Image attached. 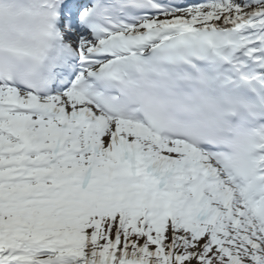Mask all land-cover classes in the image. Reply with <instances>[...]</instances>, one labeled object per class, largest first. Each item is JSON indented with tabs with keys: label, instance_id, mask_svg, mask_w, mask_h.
I'll return each mask as SVG.
<instances>
[{
	"label": "rangeland",
	"instance_id": "1",
	"mask_svg": "<svg viewBox=\"0 0 264 264\" xmlns=\"http://www.w3.org/2000/svg\"><path fill=\"white\" fill-rule=\"evenodd\" d=\"M17 150L13 149L12 154H14ZM25 155V154H24ZM0 168L3 169V172H5V177H0V188H7L11 189L12 187H15L17 185L22 186L23 185V178L24 172L22 170V165L20 164L17 169H11L10 167H7L4 165L3 162L0 161ZM55 166L51 165H45L44 167L41 166L39 163L37 167L35 168V172L42 173V176L36 182L37 187L40 191L42 189H49V187L53 184V178L55 176ZM15 172L17 175L13 182L9 183V177L10 174ZM67 179L65 183L66 189H70L71 192H74L73 190H77L79 194H86V191L89 189V192L91 191L90 187L96 184H93L92 179L89 182H85L87 180L85 174L78 169V167L69 168L66 171ZM49 179V181H48ZM27 180V179H26ZM21 182V183H20ZM14 183V184H13ZM20 183V184H19ZM109 180H105V187L109 186ZM99 187L94 188L93 190H96L94 194V198L97 200L102 199V185L98 184ZM178 198H180L182 201L185 202V197H191L190 195L186 194L185 191H179V188L176 189ZM88 192V193H89ZM174 199L175 197H172L168 202L170 203V207L172 209L179 208L178 202ZM203 207V209H202ZM211 208H209V213H211L212 218H218L222 217L223 219H226L225 211L220 209H216L215 211H211ZM197 216H200L201 212H207L205 209V206L200 203L199 205L195 206V210ZM152 215H158V210L156 205L152 206L151 209ZM191 218L188 212H181L176 220L177 222H183L185 219ZM111 225V230H94L88 231V235L84 236V234L81 232L77 237H65L64 232L60 234L61 232L55 234V233H46V232H29V235H27L26 230L23 232L21 231L20 227H14L10 226L7 227V229L4 231H0V243L7 242L9 238H15L17 246H22L24 243L28 246L27 251H30L31 248H37L38 250H43L45 248H50L53 251H63L66 254L74 255L76 258H84L85 256L92 255V263L93 264H104L106 261V264H185L192 256H194V248L198 249L196 252H199L200 247L203 243H206L209 241V237H205L203 240L199 241L198 243L194 242V248L190 252V255L185 259L184 261L179 260L178 257L180 256V248H150L151 251V257L150 259L144 260V262H139L136 260V257L144 253L145 247H148L147 243L142 240H138L135 237H131V235L127 232H123V230H119L118 227ZM171 233V230H166L162 233L163 237L169 236ZM187 235L185 234L184 237ZM183 238V236H182ZM187 239L189 240L190 237L187 236ZM149 248V247H148ZM241 257L245 262L252 263V257L249 253V251L246 248L241 249L240 251ZM114 256V257H113ZM136 256V257H135ZM179 260V261H178ZM57 261H59L57 259ZM194 264H197V261H194ZM260 264V263H258Z\"/></svg>",
	"mask_w": 264,
	"mask_h": 264
},
{
	"label": "bare ground",
	"instance_id": "2",
	"mask_svg": "<svg viewBox=\"0 0 264 264\" xmlns=\"http://www.w3.org/2000/svg\"><path fill=\"white\" fill-rule=\"evenodd\" d=\"M243 1L249 2V0ZM212 10L214 11L212 22L206 21L207 24L211 23L212 25L216 26H233L238 28L243 35L255 34L256 38L255 40L253 39L252 42L254 43L256 41V45L250 48L247 54L251 55L252 53H258L255 52L259 50L257 43H264V7L253 6L250 9L241 11L238 7L233 6L230 2L221 0L220 3L216 4V6L212 8ZM54 101L65 105L69 109L71 114L75 113L72 111V106H80L81 104V99L79 98V96L72 93L57 95L54 98ZM14 119L16 127L25 126L21 118ZM102 119V121L105 122V126L110 131L111 135L110 143H108L104 149L106 153L116 157L117 161H120V164H123L122 160L124 161L126 159V156L131 153L139 155V151H135L133 145L120 136L119 123L111 122L110 120L112 119L108 117H104ZM54 127V124H47L45 127V132L50 131ZM167 163L168 157L164 156L161 161L151 162L148 165L152 166V171L159 173L160 179L158 181H162L164 184L170 187L171 185H173L174 177L171 174L162 172L161 170V168ZM114 173L117 174V172L115 171V166ZM120 173L121 176L118 175L117 179L123 180L124 183L129 184L131 182V177L124 175L122 171ZM216 189L217 187L213 190ZM200 190L201 186L198 184L196 186L197 194H199ZM238 192L239 189L235 188V194L233 192L223 193V197L228 202H231L234 199V196H237ZM220 193L222 194V192ZM22 247L23 248L17 247L12 240L0 243V262H2V264H78L80 261L76 259L72 260L70 259L72 257H67V255L63 253L52 251L50 249H45L42 251H36L32 249L31 253H27L24 250L26 246ZM146 255H149V252H146L142 259L146 258ZM56 258H60L61 261L56 262ZM83 262H86V260H84ZM186 264H194V262L192 260H189Z\"/></svg>",
	"mask_w": 264,
	"mask_h": 264
}]
</instances>
